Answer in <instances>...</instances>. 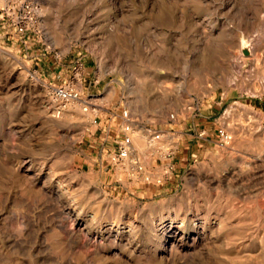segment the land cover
Returning a JSON list of instances; mask_svg holds the SVG:
<instances>
[{
	"label": "rangeland",
	"instance_id": "rangeland-1",
	"mask_svg": "<svg viewBox=\"0 0 264 264\" xmlns=\"http://www.w3.org/2000/svg\"><path fill=\"white\" fill-rule=\"evenodd\" d=\"M25 1L0 32V264H264V0ZM61 84L82 100L54 116Z\"/></svg>",
	"mask_w": 264,
	"mask_h": 264
},
{
	"label": "built area",
	"instance_id": "built-area-1",
	"mask_svg": "<svg viewBox=\"0 0 264 264\" xmlns=\"http://www.w3.org/2000/svg\"><path fill=\"white\" fill-rule=\"evenodd\" d=\"M16 10H19L20 13H17ZM33 10L34 7L31 3L26 2L25 0H0V32H4L3 34H9L15 37L24 35L28 28L27 22L29 20L33 21ZM49 94L54 103L52 112L54 116H59L61 111L71 102L82 100L81 93L68 84L50 86ZM123 116H127V111H123ZM171 118H174V116L172 115ZM204 135L205 132L199 133V137H204ZM217 136L219 138L220 145H223L229 139V135L222 127L217 129ZM158 138L159 134L152 133L151 141ZM131 150L132 143L130 137L124 135L120 141H117L116 149L110 153L109 158L112 166L116 168L124 167ZM130 168L134 177L135 175L138 177L144 173V169L137 159H134L130 163ZM172 170L173 167L171 165H167L162 177L157 178L155 183L161 184L164 180L163 178L166 179L171 177ZM141 179L144 182H149L151 180L149 175H143Z\"/></svg>",
	"mask_w": 264,
	"mask_h": 264
}]
</instances>
